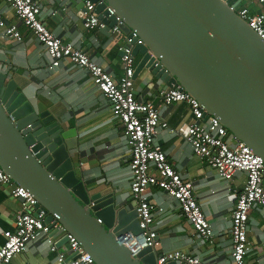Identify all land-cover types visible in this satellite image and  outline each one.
Returning <instances> with one entry per match:
<instances>
[{"label": "water", "instance_id": "obj_1", "mask_svg": "<svg viewBox=\"0 0 264 264\" xmlns=\"http://www.w3.org/2000/svg\"><path fill=\"white\" fill-rule=\"evenodd\" d=\"M87 1L97 4L104 30L118 16L124 32L142 40L133 50L143 56L134 79L147 70L167 88L180 86L204 107L205 120L218 117L264 160V39L234 10L241 0ZM61 133L60 120L0 69V166L38 200L45 223L60 222L97 264H158L155 248L133 257L117 240L143 232L137 207L128 208L117 183L79 177Z\"/></svg>", "mask_w": 264, "mask_h": 264}, {"label": "crops", "instance_id": "obj_2", "mask_svg": "<svg viewBox=\"0 0 264 264\" xmlns=\"http://www.w3.org/2000/svg\"><path fill=\"white\" fill-rule=\"evenodd\" d=\"M82 1L87 2L38 0L41 18L55 35L87 52L119 79L124 74L118 49L122 41L114 39L112 32L104 29L87 31L83 25V9L78 6ZM247 7L252 11L260 10V6L251 0ZM65 8L69 16L61 12L67 11ZM0 14L7 25L17 26L23 38L20 42L8 38L4 28L0 27V69L15 76L19 86H26L28 96L36 105H45L60 120L61 134L73 156L77 175L89 183L99 181L102 186L117 183L123 200L129 209H133L130 149L122 125L113 117L111 103L100 93L85 68L64 61L59 68L50 70V56L45 46L5 0H0ZM142 57L141 54L135 57L137 65ZM134 81L136 98L152 101L171 128L191 120L186 103H163L160 92L167 86L147 70ZM156 141L176 171L193 184L194 194L213 230L212 243L198 236L178 202L166 191L150 186L147 194L154 205V227L159 241L155 248L157 254L179 251L197 256L209 264H233L232 210L236 195L246 182V173L238 172L229 181L221 178L214 168L194 154L186 140L168 129H161ZM10 189L11 186L0 183V245L4 242L3 233L13 229L15 216L21 208L20 200L10 194ZM49 236L55 240L57 252L51 251L46 240H39L15 256L10 264H62L57 260L58 253H64L70 259L68 246L58 245L65 235L57 232ZM248 239L251 251L247 261L249 264H264V209L256 207L250 212Z\"/></svg>", "mask_w": 264, "mask_h": 264}, {"label": "built area", "instance_id": "obj_3", "mask_svg": "<svg viewBox=\"0 0 264 264\" xmlns=\"http://www.w3.org/2000/svg\"><path fill=\"white\" fill-rule=\"evenodd\" d=\"M10 3L16 16L27 26L41 42L49 56L48 68L55 70L64 61L85 68L100 93L112 105L113 117L122 125L123 134L130 149L129 168L131 171V194L139 214V227L142 233H128L117 238L126 245L133 257L146 247L156 248L159 244L158 233L154 227V205L150 202L147 190L156 186L174 198L184 216L195 232L212 243L213 230L194 194V186L185 180L168 161L167 153L156 141L161 129L182 137L192 147L194 154L205 160L225 180H232L236 173L245 172L246 182L237 193L232 210V261L233 264H249L247 256L251 251L248 239L249 214L254 208L264 209V160L253 150L236 139L221 124L218 117L205 120L206 111L200 102L181 87L167 88L160 92L164 104L184 102L189 106L191 120L176 128H171L160 109L152 101L136 98L134 73L137 66L133 50L142 44L135 31L127 34L122 29L123 20L116 17L111 32L114 39L121 40L118 46L124 66V74L116 79L90 55L71 42L55 35L41 18V6L38 0H5ZM259 11H252L240 4L234 10L248 22L250 27L264 39V0H251ZM82 13L83 25L87 31L105 29L96 12L97 4L87 1ZM109 9V15H113ZM0 27L5 36L18 42L22 35L16 25H7L0 14ZM233 142V143H232ZM0 183L11 186L10 194L20 200L21 208L15 216L14 227L3 233L4 242L0 245V264H10L15 256L24 252L31 243L46 240L51 251L57 252L55 240L49 234L56 230L68 238V250L72 256L67 259L64 253H58V262L62 264H97L85 251L80 241L53 219L46 224L47 213L37 207L38 200L25 187L17 184L0 166ZM52 225V226H50ZM158 264L175 262L176 264H209L207 261L187 253L173 251L161 254Z\"/></svg>", "mask_w": 264, "mask_h": 264}, {"label": "rangeland", "instance_id": "obj_4", "mask_svg": "<svg viewBox=\"0 0 264 264\" xmlns=\"http://www.w3.org/2000/svg\"><path fill=\"white\" fill-rule=\"evenodd\" d=\"M249 3H250V0H241V4L244 6L249 5Z\"/></svg>", "mask_w": 264, "mask_h": 264}]
</instances>
